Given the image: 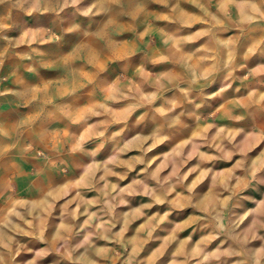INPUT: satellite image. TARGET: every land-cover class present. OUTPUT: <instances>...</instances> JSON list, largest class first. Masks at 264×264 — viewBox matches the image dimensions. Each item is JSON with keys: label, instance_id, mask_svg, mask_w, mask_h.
<instances>
[{"label": "clouds", "instance_id": "9594fccd", "mask_svg": "<svg viewBox=\"0 0 264 264\" xmlns=\"http://www.w3.org/2000/svg\"><path fill=\"white\" fill-rule=\"evenodd\" d=\"M0 104V264H264V0H0Z\"/></svg>", "mask_w": 264, "mask_h": 264}, {"label": "rangeland", "instance_id": "374dc122", "mask_svg": "<svg viewBox=\"0 0 264 264\" xmlns=\"http://www.w3.org/2000/svg\"><path fill=\"white\" fill-rule=\"evenodd\" d=\"M11 86V82L9 81V85ZM9 105L7 104H0V111H8L9 110ZM29 165H25V168H29ZM18 186L22 194L27 195V193L24 191L25 189V182L23 181H18Z\"/></svg>", "mask_w": 264, "mask_h": 264}]
</instances>
